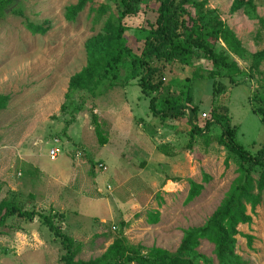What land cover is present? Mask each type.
Returning a JSON list of instances; mask_svg holds the SVG:
<instances>
[{"label":"rangeland","instance_id":"obj_1","mask_svg":"<svg viewBox=\"0 0 264 264\" xmlns=\"http://www.w3.org/2000/svg\"><path fill=\"white\" fill-rule=\"evenodd\" d=\"M204 1L235 33L247 53L264 48V28L243 10L231 11L233 0ZM76 2L12 0L0 13V94L9 96L7 107L0 111V201L54 215L61 231L80 244L76 260L100 257L117 237L143 250L155 246L173 252L183 230L201 226L218 206L237 177L239 160L219 142L221 129L215 124L207 138L196 135L187 148L186 117L161 121L152 116L149 99L136 85L127 94L120 86L100 87L95 95L77 91L66 99L69 78L86 63L84 42L100 31L101 24L93 23L91 8L104 5L110 12L113 7L109 0H93L75 22H66L64 9ZM142 9L143 5L136 16L125 19L126 41L134 52L139 51L144 38ZM255 14L264 15V0H255ZM25 21L35 25L48 22L49 30L32 35L25 29ZM238 63L248 70V62ZM193 70L168 66L162 74L161 95H177L186 79H191V104L197 107L196 124L201 127L203 115L218 101L212 80L191 78ZM260 71L264 77V63ZM217 81L227 95L223 102L218 96V103L227 108L230 124L238 128L236 141L254 153L264 142V126L248 101L257 88L256 80L245 76L235 83ZM91 113L102 124L107 139L104 146L94 135ZM119 128L123 133H118ZM50 148L61 152L54 161L48 157ZM76 148L82 150L80 159L73 157ZM151 152L152 162L146 165L149 158L144 154L150 156ZM157 152L168 155L169 164L155 157ZM79 162L87 165V182L75 173ZM98 162L107 166L103 175L96 168ZM120 172L141 180L121 181L115 177ZM203 174L209 176L207 183L202 182ZM95 175L105 178L99 184L100 192L90 181ZM175 177L177 181L172 182ZM189 179L204 188L186 204ZM155 212L159 220L151 224L148 214ZM249 214L252 223L238 226L236 253L248 264H264V194ZM100 227L105 234L95 236ZM0 232V264H60L64 254L60 240L38 216L31 221L8 217ZM244 235L252 236L251 248ZM197 250L210 259L209 264H218L212 244L203 240Z\"/></svg>","mask_w":264,"mask_h":264},{"label":"trees","instance_id":"obj_2","mask_svg":"<svg viewBox=\"0 0 264 264\" xmlns=\"http://www.w3.org/2000/svg\"><path fill=\"white\" fill-rule=\"evenodd\" d=\"M109 1L113 6L110 12L104 5L90 10L95 12L93 23L101 24L100 31L84 42L85 66L69 78L65 98L69 99L77 91L95 95L100 87L109 90L114 86L125 87L132 81L140 93L149 99L148 111L152 116L159 117L161 121L186 117L189 127L187 148H191L196 135L207 138L211 127L217 125L221 129L219 142L239 160L237 177L201 226L183 230L181 241L173 252L155 246L143 250L142 246L129 244L123 237H117L100 257L76 260L80 244L61 231L54 223V215L24 210L8 200L0 201V227L8 217L31 221L38 216L54 238L60 240L64 250L60 264H209L210 259L197 250L203 240L213 245L218 264H248L236 253V237L240 235L239 225L252 223L249 212L254 213L264 194V142L251 153L236 141L238 128L230 124L227 108L218 103L219 99L223 102L227 95L225 87L217 80L226 79L229 83H235L238 77L249 76L255 79L257 88L252 91L248 101L253 113L264 126V77L260 76L264 48L252 54L247 53L235 33L219 15L213 9L205 7L204 0ZM11 2L12 0H0V13ZM92 2L93 0H77L74 5L65 7V21L75 22L78 15ZM142 5L141 31L144 38L139 51L134 52L126 41L125 19L136 16ZM237 10H243L249 19H257L260 27L264 28V15L258 17L255 14V0H233L231 11ZM24 27L32 35H44L49 30L48 22L35 25L25 21ZM238 60L249 63L247 71L241 68ZM170 65L193 68V79L212 80L213 92L217 94L218 102L205 115L201 127L196 124L197 107L191 104L188 84L191 79H186L183 90L177 95H161L165 81L162 74ZM121 74L123 76L119 80ZM8 102L9 96L0 94V111L7 107ZM64 108L65 105H62L61 110ZM90 122L98 144L104 146L107 139L102 124L93 113ZM225 165L227 166V160ZM172 181H177V178ZM208 181L209 176L203 174L202 182ZM188 185L186 204L196 199L204 188L203 184L190 179ZM158 220V212L148 214L149 223L156 224ZM121 225L125 226V223L122 221ZM104 234L103 227H100L94 235ZM244 238L247 247L251 248L252 236L244 235Z\"/></svg>","mask_w":264,"mask_h":264},{"label":"crops","instance_id":"obj_3","mask_svg":"<svg viewBox=\"0 0 264 264\" xmlns=\"http://www.w3.org/2000/svg\"><path fill=\"white\" fill-rule=\"evenodd\" d=\"M134 84V82H130V84L129 85H127V86H125V87H122V89L124 90V94H127L128 92H130V89L131 88H133V86H135V84ZM124 96H126V95H124ZM127 97V96H126ZM138 98H139V96L137 95V97H136V102L137 103H139V101H138ZM123 101H124V104L125 105H128V103H127V101H126V99L124 98L123 99ZM135 105V104H134ZM138 104H136V106H137ZM118 133H123L121 130H120V128L118 129ZM112 148V147H111ZM144 155H148V158H149V161L147 160V159H145L146 160V165H149V164H151V162L152 161H150V159H153V152H151V154H150V156H149V154L148 153H145ZM154 156H155V154H154ZM155 157H158V158H160L161 159V162H163L164 164H169V162H168V160L169 159H171L168 155H164V154H162V153H160V152H157V156H155ZM77 161V160H76ZM103 163V162H102ZM105 163V162H104ZM67 166H69V165H67ZM70 167V166H69ZM68 167V168H69ZM72 168V167H71ZM70 168V169H71ZM71 170H74L73 168L71 169ZM87 171H88V169H87V165L85 164V163H77V165H76V169H75V173L82 179L83 177H84V179H85V181L87 182V181H89V179H86L88 176L86 175V173H87ZM99 172V171H98ZM123 172V171H122ZM122 172H120L119 174H117V175H115V177L117 178V179H119V180H121V181H127L128 180V182L130 181V182H132V183H134L135 181H139V180H141L140 178H137L138 176H135L136 178H134V177H132V176H130V175H126V174H123ZM103 172H100V174H102ZM103 175V174H102ZM112 177H114V176H112ZM176 178V177H175ZM103 179H105L103 176H94V177H91V179H90V181L93 183V184H95L94 185V187H97L98 186V189H97V192H100V190H101V187H99V184H101V182H105V180H103ZM173 182V181H172ZM124 222V221H123Z\"/></svg>","mask_w":264,"mask_h":264},{"label":"built area","instance_id":"obj_4","mask_svg":"<svg viewBox=\"0 0 264 264\" xmlns=\"http://www.w3.org/2000/svg\"><path fill=\"white\" fill-rule=\"evenodd\" d=\"M203 116L205 117V115H203ZM54 141L57 142V139H54ZM60 154H61V152L56 148H50L48 151V157L52 161L56 160L60 156ZM73 154H74L73 157L75 159H80L83 155L82 150L80 151V150H78V148H76L74 150ZM96 168L99 170V172H105L107 170V166L105 165V163H102V162H98L96 164Z\"/></svg>","mask_w":264,"mask_h":264}]
</instances>
